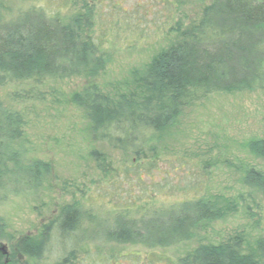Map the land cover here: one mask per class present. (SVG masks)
I'll use <instances>...</instances> for the list:
<instances>
[{
    "label": "rangeland",
    "instance_id": "1",
    "mask_svg": "<svg viewBox=\"0 0 264 264\" xmlns=\"http://www.w3.org/2000/svg\"><path fill=\"white\" fill-rule=\"evenodd\" d=\"M215 1L0 0L5 18L35 7L73 21L88 6L94 22L90 34L105 59L91 76L53 80L34 89L0 86V106L25 123L17 146L24 162L46 165L34 192L9 195L0 203L5 227L0 262L57 264L71 251L72 264H189L202 245L230 240H240L244 253H256L264 242V194L247 183L254 171L264 175V160L250 150L264 140V89L213 95L186 108L178 124L140 161L96 140L77 103L79 94L94 90L109 103L142 104L141 82L148 69L200 24ZM147 163L154 166L145 168ZM200 197L220 207L221 218L206 224L190 242L151 250L103 241L124 221L117 214L122 209L131 207V218L138 220L144 212ZM67 206L94 214L89 216L93 225L79 238L96 235L99 241L70 245L65 253L54 232L53 244L40 257L21 253L20 242L28 238L40 244Z\"/></svg>",
    "mask_w": 264,
    "mask_h": 264
},
{
    "label": "trees",
    "instance_id": "2",
    "mask_svg": "<svg viewBox=\"0 0 264 264\" xmlns=\"http://www.w3.org/2000/svg\"><path fill=\"white\" fill-rule=\"evenodd\" d=\"M85 8V14L73 21L35 7L11 18L0 14V86L34 89L99 72L105 59L90 34L92 9ZM184 37L148 69L141 82L142 104L109 103L94 90L78 95L96 140L140 161L178 124L186 108L213 95L264 89V0H216ZM24 126L18 113L0 106V203L9 195L34 192L46 170L43 163H25L17 149ZM250 150L264 160V140L254 142ZM153 166L147 163L145 168ZM247 184L264 194V175L252 172ZM131 212L128 207L117 213L124 221L116 224L105 243L167 249L194 240L206 224L221 218V208L203 197L144 212L138 220ZM93 215L80 207H65L40 244L28 238L20 242L21 253L40 257L53 244L54 232L65 253L70 245L99 241L96 235L79 238L93 225ZM4 231L0 219V237ZM72 255L67 252L57 264H72ZM189 264H264V242L256 253H244L240 240L202 245Z\"/></svg>",
    "mask_w": 264,
    "mask_h": 264
},
{
    "label": "flooded vegetation",
    "instance_id": "3",
    "mask_svg": "<svg viewBox=\"0 0 264 264\" xmlns=\"http://www.w3.org/2000/svg\"><path fill=\"white\" fill-rule=\"evenodd\" d=\"M4 250V249H3ZM36 252H37V250H35ZM0 264H10V262H9V260L7 261V262H4V263H2V262H0Z\"/></svg>",
    "mask_w": 264,
    "mask_h": 264
}]
</instances>
